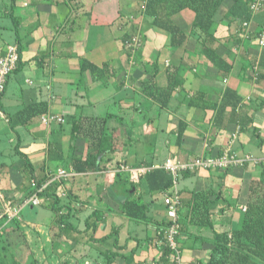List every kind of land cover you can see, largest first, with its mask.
Masks as SVG:
<instances>
[{
  "label": "crops",
  "instance_id": "crops-1",
  "mask_svg": "<svg viewBox=\"0 0 264 264\" xmlns=\"http://www.w3.org/2000/svg\"><path fill=\"white\" fill-rule=\"evenodd\" d=\"M147 2L0 0V57L9 44L20 47L17 69L9 76L1 100L6 117L0 116V174L2 185L15 202L24 200L31 188L25 179L28 171L43 178L50 169L56 171L67 162L73 168L69 135L75 119L107 118L106 132L114 133L116 150L105 154L103 167L120 158L130 166L144 165L145 160L160 162L155 164L160 166L170 159L188 161L198 156H218L230 144L240 155L264 157V78L258 80L256 76L257 68L264 73V48L258 45L257 38L246 35V27L245 32L241 30L230 38L239 28L227 17L234 1L224 0L214 17L216 40L205 43L199 30L189 32L195 12H175L172 21L188 30L179 47L171 45V33L155 27L153 18L145 14ZM263 23L264 10L257 11L250 32L261 31ZM137 33L143 36L144 46L132 63L125 41ZM207 44L221 59L219 65L207 57ZM85 61L104 67L95 73L83 67ZM150 78L161 88L176 82L169 107L148 95L150 90L143 87V82ZM229 88L237 93L230 97L231 103L236 102L237 96L240 103L235 108L230 105L220 109ZM49 113L64 118V122L43 124L42 117ZM181 121L186 129L182 144L178 145ZM116 126L121 129H114ZM75 145L77 156L87 154L89 145L85 138H76ZM150 146L152 152H147ZM263 168L248 164L179 175L180 212L187 214L193 194L211 191L209 210L214 221V229L192 220L188 229L182 230L179 243L184 264H207L214 247V230L241 227L251 183L261 177ZM103 171L80 173L72 178L69 190H74L67 195L73 199L75 191L81 193L83 184L97 189L101 181L95 176L106 173ZM121 181L120 177L109 181L105 212L111 225L108 231L119 230L118 243L114 238L107 242L109 249L120 253L115 261L172 264L171 255L164 256L158 236L168 221L165 197L170 190L149 192L148 181L142 178L143 190L136 196L142 195L147 204L146 218L136 220L124 208L127 196ZM78 201L71 205H78ZM103 206L95 209L105 211ZM35 210H39L38 206ZM71 212L69 221L77 228L71 230L82 237L87 228L77 227L73 221L80 215L78 211ZM67 231L73 237L74 233Z\"/></svg>",
  "mask_w": 264,
  "mask_h": 264
},
{
  "label": "trees",
  "instance_id": "trees-1",
  "mask_svg": "<svg viewBox=\"0 0 264 264\" xmlns=\"http://www.w3.org/2000/svg\"><path fill=\"white\" fill-rule=\"evenodd\" d=\"M74 2L81 0H71ZM234 3L231 8L227 12V17L230 18L231 24L233 22L237 23L239 28L236 31L232 32L230 38H234L236 33L239 31H243L245 27L244 23L246 21H251L253 19V14L251 10V4L254 0H233ZM224 0H148L145 8V14L149 17L153 18V24L155 27H160L171 33L172 35V43L173 47L181 46L188 34V30L183 29L172 21L171 16L183 9H191L195 12V18L193 20L192 26L189 32H194V30H199L203 35L204 43L208 41L216 40L215 32H216V23H215V15L219 10L220 6ZM264 10V9H262ZM230 24V25H231ZM245 32V30H244ZM261 31H255V33H251L253 38H258ZM254 34V35H253ZM136 34L130 35L127 39H131L132 36ZM143 44L141 48L144 46V38ZM125 41V45L127 47ZM19 47V46H18ZM139 48V50L141 49ZM128 52L130 51L127 47ZM138 50V52H139ZM204 50L207 57L219 65V61L221 60L214 52L211 50L210 46L204 45ZM137 52V53H138ZM264 52V49H263ZM20 53V47H19ZM137 55V54H136ZM130 60L131 55L129 52ZM136 57V56H135ZM20 60V59H19ZM19 63V62H18ZM262 66H264V53L263 59L261 62ZM261 66V65H260ZM84 68H90L95 73L102 69L104 66L96 65L91 61H85L83 63ZM17 69V68H16ZM15 69V70H16ZM172 70V67L170 68ZM257 68V79L261 80L264 78V73L259 71ZM176 86V82L174 85L171 83L167 88L156 87L153 78L149 80H145L143 82V87L145 89L150 90L148 95H150L154 100L161 103V105L165 108L169 107V100L173 94V90ZM233 95H237L236 91L233 89H227L224 101L220 106V109H226L228 106L232 105L235 108L240 103V97L237 96V100L235 103H231L230 97ZM41 114V113H40ZM87 120V119H86ZM78 119L73 120L71 133L69 137V144L72 148L71 155H69V159L71 160V164L75 171L79 173H87V172H101L103 171L102 166L104 156L107 152H114L116 150V146L114 143L113 135L110 136L106 132V122L107 118H103L100 120H87ZM186 129V124L184 122L179 123V132L177 137L178 145L182 144L183 133ZM83 137L87 140L89 150L85 156H77L75 154L76 145L75 139ZM69 148V149H70ZM62 150H60L61 152ZM146 166H153L144 164ZM144 165H137L133 167H141ZM264 167V161L259 163ZM1 172V171H0ZM55 172L54 170H49L45 177L36 178L33 176V171H28L26 173L25 178L31 180L36 178L40 185H42L45 181L48 180L49 174ZM122 172V171H121ZM190 172V171H186ZM123 174V175H122ZM126 172L121 173L122 181L121 188L123 194H125L126 200L124 201V208H126L127 215L136 220H142L146 218V208L147 204L144 203L143 197L136 196L138 193H141L140 182H133L129 176H125ZM148 183V191L152 192L154 190H162L172 192V188L175 184L174 176L172 172L164 167H156L149 171L144 176ZM65 180L57 181L49 186L45 191L41 192L40 195L44 197L45 202L48 199V205L56 212L58 226L61 231H66L68 229L77 230V228L69 221V216L71 214L70 210L66 209V207L58 206V202H60L59 197L56 195V186L64 185ZM34 193L32 186L26 197L30 196ZM211 191H207L206 193H196L193 194V200L191 203V208L189 209V213L184 215L181 213V205L182 199L179 206V222L181 224V232L178 236V242L180 241L179 237L182 233V230L185 231L190 226L192 220H197V225L208 226L214 229V221L213 214L209 210V205L211 204L210 195ZM25 197V198H26ZM24 198V199H25ZM15 200V199H14ZM23 201V200H22ZM199 201V202H198ZM21 202V201H19ZM42 203V204H43ZM247 210L244 215L243 223L241 227L232 229L230 231L218 232L214 230V247L211 252V257L207 264H264V168L262 171V175L258 180H253L250 188V195L247 203ZM65 208V209H64ZM94 218V219H93ZM197 218V219H196ZM111 223L113 221L112 218ZM19 217L12 219L6 226L8 228L12 227L14 224L19 225L18 223ZM4 222V220L2 221ZM87 229L83 232V235L88 232H91L90 240L96 243H105L110 239L114 238L115 243L117 244L119 241V230L117 228H112L108 231V228H111L109 225V219L106 215L105 211L97 208L93 211V213L87 218ZM2 223H0L1 225ZM172 224V220L168 216V221L165 222L164 227L159 231V238L162 242V250L164 256L168 257L170 253H172L171 248L166 244V229ZM6 226L4 228H6ZM4 228L0 231V234L3 235ZM0 248V264H24L16 259L15 255H12V259L10 263H6L2 258V249ZM179 247L182 250L180 243ZM122 248V247H120ZM109 257V264L116 257L120 255L118 252L109 251L106 253ZM173 264V263H172Z\"/></svg>",
  "mask_w": 264,
  "mask_h": 264
},
{
  "label": "rangeland",
  "instance_id": "rangeland-1",
  "mask_svg": "<svg viewBox=\"0 0 264 264\" xmlns=\"http://www.w3.org/2000/svg\"><path fill=\"white\" fill-rule=\"evenodd\" d=\"M117 128L121 129L120 126H116L114 129ZM112 135L114 143L116 144L114 133L110 136ZM121 140L123 139H120V141ZM119 145L122 147L121 144ZM146 150L147 152H152V146L148 147ZM143 163L155 165L160 162L145 160ZM123 164L130 165L127 161L123 160V158L112 161L109 166L102 168L106 173H100L98 176L94 175L101 181L97 189L91 190L90 186L83 184L80 187L81 193L75 191L76 195H72L73 199H71L70 195H67L68 191H70L71 194L74 190V188L73 190H69L73 179L65 181L64 185L56 186V195L60 200L58 206L66 207V209L64 208L65 211L67 209H69L70 212L74 210L75 212L78 211V215L80 216L73 221L77 227H81L82 229L87 228L85 221L87 217L93 213L96 206L99 205V207H104L103 205H105V212L107 211L106 206L108 205L107 199L109 195L108 183L113 178L118 179L121 177L120 175L122 172L120 168ZM69 165L70 164L67 162L61 168H69ZM61 168H58L56 171ZM26 181L30 182L29 179H26ZM2 187L5 190H3V193L6 197L15 199L11 192L6 191L4 184ZM9 189L10 187L8 185L7 190ZM92 191L94 193H92ZM62 198H68L69 200H62ZM73 200H79L77 203L78 205H71L74 202ZM48 202L50 201L46 199L42 205H39L38 211H33L35 208L33 206L25 208L19 217L18 226L14 224L11 228H8L9 225L4 228L3 235L0 234V248L5 245L1 252L4 261L10 263L12 255H15L16 259L24 264H109V257L106 254L109 251L108 243L95 244L91 242L90 237L92 231L86 232L81 237L80 234L76 235V232L74 233V231H72L73 229H68L76 235L69 237V232L67 230V232L60 230L56 222L57 214L48 205ZM110 263L122 264L115 261V259Z\"/></svg>",
  "mask_w": 264,
  "mask_h": 264
},
{
  "label": "built area",
  "instance_id": "built-area-1",
  "mask_svg": "<svg viewBox=\"0 0 264 264\" xmlns=\"http://www.w3.org/2000/svg\"><path fill=\"white\" fill-rule=\"evenodd\" d=\"M264 9V0H254L251 4V10L253 16L257 11ZM250 23L246 21L244 26L246 27V35L250 36ZM142 35L137 33L132 36L131 39L126 41L127 47L131 55V62L134 63L135 56L143 44ZM258 45L264 48V23L261 28L259 37L257 38ZM20 59L19 47L17 44H9L6 52L0 57V116L6 117V113L2 108L1 100L5 93L9 76L18 66ZM256 72V71H255ZM42 122L45 125H51L54 122L62 123L64 118L49 113L42 117ZM264 161V157H258L253 154L247 153L240 155L232 146L228 145L222 154L218 156H198L188 161H175L168 160L166 163L160 166H141L133 167L130 165H121L120 171L129 173L133 182H140L141 179L153 168L164 167L170 170L174 176V186L172 192L168 193L165 197V202L168 208V216L172 220V224L166 229V244L171 248L172 253L171 261L173 264H184L183 253L179 247L178 236L181 232V224L179 222V206L181 203V194L178 189V178L182 172L190 171L197 172L204 169H222L227 170L236 166H245L248 164H259ZM80 173L75 171L74 168H61L58 171L49 174L48 180L42 185L39 184L36 178L31 180V186L34 190L30 196L26 197L21 202H15L14 199L6 197L2 189V179L0 174V231L14 218L20 217L23 210L27 207H36L43 203L44 197L40 195L49 186L57 181H67L78 176ZM247 208L244 207V210ZM4 220V222H2ZM162 243V242H161ZM160 243V245H161ZM152 264H158L152 262Z\"/></svg>",
  "mask_w": 264,
  "mask_h": 264
}]
</instances>
